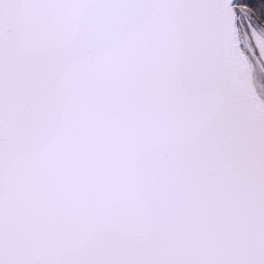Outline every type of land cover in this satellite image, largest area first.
I'll list each match as a JSON object with an SVG mask.
<instances>
[{
  "label": "snow or ice",
  "instance_id": "1",
  "mask_svg": "<svg viewBox=\"0 0 264 264\" xmlns=\"http://www.w3.org/2000/svg\"><path fill=\"white\" fill-rule=\"evenodd\" d=\"M0 264H264V0H0Z\"/></svg>",
  "mask_w": 264,
  "mask_h": 264
}]
</instances>
